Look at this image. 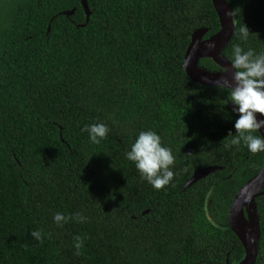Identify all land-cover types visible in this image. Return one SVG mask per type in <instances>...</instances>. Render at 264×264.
<instances>
[{"label": "trees", "instance_id": "1", "mask_svg": "<svg viewBox=\"0 0 264 264\" xmlns=\"http://www.w3.org/2000/svg\"><path fill=\"white\" fill-rule=\"evenodd\" d=\"M227 1L236 29L222 53L264 52V0ZM87 2L88 22L81 0H0V264H238L229 208L264 152L224 148L239 118L230 89L184 70L192 33L220 28L212 0ZM244 24L247 41L236 35ZM198 66L221 69L211 58ZM93 123L110 128L99 144L82 131ZM147 130L175 156L161 190L126 158ZM209 166L220 169L182 190ZM256 204L264 264V195ZM57 212L87 220L60 227Z\"/></svg>", "mask_w": 264, "mask_h": 264}, {"label": "clouds", "instance_id": "2", "mask_svg": "<svg viewBox=\"0 0 264 264\" xmlns=\"http://www.w3.org/2000/svg\"><path fill=\"white\" fill-rule=\"evenodd\" d=\"M226 14L232 17L235 11ZM249 33L246 24L236 31V35L243 41L248 40ZM210 47L214 48L215 45ZM231 64L235 69L233 76L235 87L230 86L231 82L227 78H222V82L217 81L218 88L230 89L228 99L239 114L235 122L236 133L235 135L229 133L230 140L224 144V148L238 147L243 142L253 154L264 152V136L254 134L264 128V120L258 121L256 116L257 113L264 115V52L256 54L254 49L245 50L236 44L233 46ZM82 131L88 132L93 144H99L101 140L107 138L110 128L105 123H93L86 125ZM126 158L135 163L141 178L156 190L165 188L174 179L172 167L175 165V156L171 148L163 146L161 136L155 131H141L131 150L126 153ZM73 219L84 223L87 217L79 212L71 215L57 212L54 215V221L60 227ZM31 236L41 244L44 241L43 230L32 231ZM84 243L85 237H74L73 247L76 249V255L82 254Z\"/></svg>", "mask_w": 264, "mask_h": 264}, {"label": "water", "instance_id": "3", "mask_svg": "<svg viewBox=\"0 0 264 264\" xmlns=\"http://www.w3.org/2000/svg\"><path fill=\"white\" fill-rule=\"evenodd\" d=\"M81 3L85 9L86 21L88 22L90 18L88 2L81 0ZM212 3L218 15L220 28L215 34L207 38H205L208 32L207 28H199L192 33L183 59L184 70L193 81L202 85L217 86V81L222 82V78H227L231 82L230 86L235 87L233 79L235 69L232 67L231 60L222 53L235 33V17L226 14L233 9L227 0H212ZM74 12L75 9H72L63 11L62 14L69 16ZM210 45H215V47H210ZM202 58H211L221 69L218 71L200 69L198 62ZM228 104L235 111V106L230 100H228ZM256 116L258 121L264 120V115L257 113ZM259 133L264 136V128H261ZM217 169L220 167L209 166L199 170L183 185L182 190L187 189ZM260 195H264V163L259 172L238 190L229 208L230 228L239 238L245 250V255L238 264H255L257 260L261 224L256 198Z\"/></svg>", "mask_w": 264, "mask_h": 264}]
</instances>
